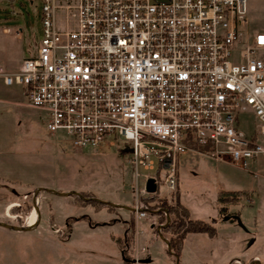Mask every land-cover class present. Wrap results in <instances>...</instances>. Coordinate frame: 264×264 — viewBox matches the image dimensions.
<instances>
[{
	"label": "built area",
	"instance_id": "obj_1",
	"mask_svg": "<svg viewBox=\"0 0 264 264\" xmlns=\"http://www.w3.org/2000/svg\"><path fill=\"white\" fill-rule=\"evenodd\" d=\"M39 1L37 53L17 69L0 66V77L22 86L75 152L129 142L137 225L149 218L161 231L168 222L155 207L179 202L181 154L241 168L264 154V32L250 31L249 0ZM248 106L257 121L250 137L239 120ZM141 260L136 244L133 264Z\"/></svg>",
	"mask_w": 264,
	"mask_h": 264
},
{
	"label": "rangeland",
	"instance_id": "obj_2",
	"mask_svg": "<svg viewBox=\"0 0 264 264\" xmlns=\"http://www.w3.org/2000/svg\"><path fill=\"white\" fill-rule=\"evenodd\" d=\"M249 17L251 33L264 32V0H249ZM16 29L22 30L20 38L13 36ZM42 32L39 0L35 4L31 0H0V66L15 69L35 55ZM28 102L22 86L6 85L0 77V264H124L118 235L125 226L129 235L124 246L133 247L126 255L133 259L135 177L127 160L129 142L118 136L100 148L88 147L77 153L70 137L62 131L51 134L44 112L29 107ZM239 120L244 136L255 134L257 121L251 107H246ZM177 174L180 199L192 217L214 220L223 233L224 220L231 216L243 232L244 248L261 249L264 154L241 168L189 151L178 157ZM224 191L249 194L225 202L221 199ZM68 193L72 194L65 195ZM34 210L38 216L40 213V220L30 230L1 225L33 224ZM32 214L35 220L30 222ZM139 228V242L146 250L141 257L150 254L152 264H213L209 260L212 255L218 264L224 261L218 248L214 254L200 252L208 249L201 240L185 243L177 256L169 248V233L152 230L147 218L139 222ZM249 229L252 235L244 233ZM256 229L262 231L257 234ZM261 262L264 264V259Z\"/></svg>",
	"mask_w": 264,
	"mask_h": 264
},
{
	"label": "crops",
	"instance_id": "obj_3",
	"mask_svg": "<svg viewBox=\"0 0 264 264\" xmlns=\"http://www.w3.org/2000/svg\"><path fill=\"white\" fill-rule=\"evenodd\" d=\"M13 36L17 37L15 34H13ZM20 37H17V38H20ZM9 69H14V68H9ZM15 69H17V68H15ZM27 105H29V104H27ZM29 107H31V106H29ZM34 109H36V108H34ZM248 194H249V192H248ZM178 201L182 203V201L180 199V187H179V193H178ZM132 211H133V208H132ZM189 211H190V216H191L192 219H194V220H204V219L192 217L191 210L189 209ZM224 214H226V212ZM133 216H134V214H133ZM233 219H235V218H233L231 216H228V217L225 218L224 221H225L226 224L224 225V231H223V233H221L220 231H218L217 225L215 224V221L214 220H204V221L212 222L214 224V226L216 227V230H217L216 235L212 237V236H209L206 233H189V234H187V236H186V238L184 240V245H183L182 251L184 249L185 243H189V241H191V240H198V241L201 240L202 242H205V243L208 244V249H202L200 251L202 253H205L207 250H210L214 254L216 252L217 248H218V250L220 251V255L219 256H221V259L224 258V261L220 262L221 261L220 260L219 261L220 262L219 264H237L236 262H238V261L241 264H248L247 262H249V261L250 262L252 261L249 264H262L261 260L264 259V245H261V249L254 248L253 250H248V249L244 248V246L242 245V242H243V232H241L239 226H236L235 225V222H234ZM152 220L153 219H149L148 218L149 225L151 226V229L155 231L158 228L157 227L156 228L153 227ZM126 229H127V226H125L124 231L122 230L120 232L121 234L118 235L119 236L118 241L120 243V246H122L121 248H122V253H123V256H124L123 257L124 258V264H126L129 260L132 261V263H133L132 257H130V256L129 257H126V255H125V250H124L125 249L124 248L125 246H124V244L127 243V241H128V235H129V232H128L129 230H126ZM139 229H140L139 228V223H138V225L136 223V229L135 230L138 231V234L136 236L135 235V232H134V239L136 241L137 246L140 248L141 254H142L146 250H145V247H141V244L139 242V237L141 235L140 234L141 231ZM158 231H159V229H158ZM256 231H257L256 233L259 234L262 230L256 229ZM244 233H246L247 235H252V231L250 229L248 231L244 232ZM192 235H196V236H192ZM204 235L206 237H208V240H205L206 238H204L205 237ZM68 236L69 237L72 236L71 235V232H70V234H68ZM259 242H264V240H261ZM259 242H255V243L258 244ZM135 248H136V246H135ZM127 249L133 251V247L131 245H128L127 246ZM182 251H181L180 255L182 254ZM180 255H178V256H180ZM247 256L249 257V259H247L245 261L243 258H245ZM151 258L152 257H151L150 254L147 255V256L142 257V260L150 259V262H148V263H142V264H152L153 263V260H151ZM215 259H216V256H214V255L209 256V260L211 262H214L213 264H218L217 263L218 261L215 260ZM212 260H215V261H212Z\"/></svg>",
	"mask_w": 264,
	"mask_h": 264
},
{
	"label": "trees",
	"instance_id": "obj_4",
	"mask_svg": "<svg viewBox=\"0 0 264 264\" xmlns=\"http://www.w3.org/2000/svg\"><path fill=\"white\" fill-rule=\"evenodd\" d=\"M247 191H224L222 192V201H231L238 200L240 196L246 195ZM248 195V194H247ZM96 202L95 200H91ZM155 208H160L158 214L161 216V220L170 218V222L162 230L170 234L169 243L171 250L175 255H180L184 240L189 233H206L209 236L216 235V227L212 222L204 220H194L190 216L189 209L183 205L181 202H178L176 206H169L167 203L163 202L160 205H157ZM163 211H167L168 216H165ZM225 209L222 208L221 212H224ZM125 255L128 249L125 245ZM126 257H129L126 255ZM126 264H133L132 261H128Z\"/></svg>",
	"mask_w": 264,
	"mask_h": 264
},
{
	"label": "water",
	"instance_id": "obj_5",
	"mask_svg": "<svg viewBox=\"0 0 264 264\" xmlns=\"http://www.w3.org/2000/svg\"><path fill=\"white\" fill-rule=\"evenodd\" d=\"M147 189H148V191H150V192L156 191V189H157V185H156L154 179H150V180L148 181ZM71 194H72V193H68V194H65V195H71ZM37 195H38V192H36V195H35V196L37 197ZM86 200H94V198H87ZM37 210H38V208H37ZM39 220H40V213H39V216H38V221H37L36 224H34V225H30V226H15V225H12V224H6V223H1V225L5 226V227H7V228H12V229H15V230H21V231H23V230H30V229L34 228L35 226H37ZM169 222H170V218H168V222H167L165 225H163L162 228L166 227L167 224H168ZM168 244H169V248H170V250H171L170 243H168ZM171 251H172V250H171ZM177 256H178V255H177ZM141 261H142V263H148V262H150V259H147V260H141Z\"/></svg>",
	"mask_w": 264,
	"mask_h": 264
},
{
	"label": "bare ground",
	"instance_id": "obj_6",
	"mask_svg": "<svg viewBox=\"0 0 264 264\" xmlns=\"http://www.w3.org/2000/svg\"><path fill=\"white\" fill-rule=\"evenodd\" d=\"M12 206H14V205H12ZM12 206H11V207H12ZM34 211H35V214H36V221H35L33 224H28V223H27L28 226H30V225H34V224H36V222L38 221V215H37V212H36V210H34ZM30 218H31L30 222H33V221L35 220V215L32 214V215L30 216Z\"/></svg>",
	"mask_w": 264,
	"mask_h": 264
},
{
	"label": "flooded vegetation",
	"instance_id": "obj_7",
	"mask_svg": "<svg viewBox=\"0 0 264 264\" xmlns=\"http://www.w3.org/2000/svg\"><path fill=\"white\" fill-rule=\"evenodd\" d=\"M35 212V211H34Z\"/></svg>",
	"mask_w": 264,
	"mask_h": 264
}]
</instances>
